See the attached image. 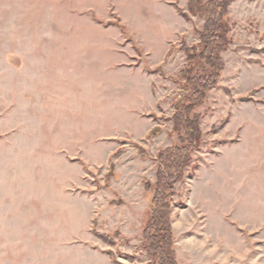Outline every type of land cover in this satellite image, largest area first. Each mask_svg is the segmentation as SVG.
<instances>
[{
  "label": "rangeland",
  "instance_id": "374dc122",
  "mask_svg": "<svg viewBox=\"0 0 264 264\" xmlns=\"http://www.w3.org/2000/svg\"><path fill=\"white\" fill-rule=\"evenodd\" d=\"M186 2L0 0V264L148 263L181 48L199 51L203 26ZM227 24L171 201L178 264H264V0H232Z\"/></svg>",
  "mask_w": 264,
  "mask_h": 264
},
{
  "label": "trees",
  "instance_id": "16d2710c",
  "mask_svg": "<svg viewBox=\"0 0 264 264\" xmlns=\"http://www.w3.org/2000/svg\"><path fill=\"white\" fill-rule=\"evenodd\" d=\"M232 0H187L189 14L203 20L199 33V51L183 46L189 67L180 73L184 91L188 94L175 106L171 118L172 133L177 144L160 152L157 156L155 183L150 199L149 220L142 230L141 248L147 264H178L170 216L175 184L183 180L185 170L191 162L192 153L199 148L202 139L200 119L194 110L200 106L207 94L217 88L221 79L223 62L221 54L230 44V28L227 24L228 7ZM183 17H186L182 13ZM203 72H195L194 67ZM157 130L152 131L154 136ZM104 243L112 244L110 237L96 234Z\"/></svg>",
  "mask_w": 264,
  "mask_h": 264
},
{
  "label": "crops",
  "instance_id": "0c3cea01",
  "mask_svg": "<svg viewBox=\"0 0 264 264\" xmlns=\"http://www.w3.org/2000/svg\"><path fill=\"white\" fill-rule=\"evenodd\" d=\"M178 263V262H177Z\"/></svg>",
  "mask_w": 264,
  "mask_h": 264
}]
</instances>
